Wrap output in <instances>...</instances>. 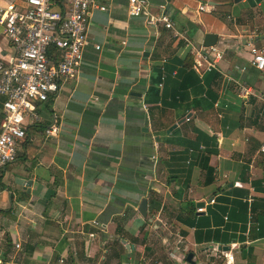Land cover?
Masks as SVG:
<instances>
[{
	"label": "crops",
	"instance_id": "0c3cea01",
	"mask_svg": "<svg viewBox=\"0 0 264 264\" xmlns=\"http://www.w3.org/2000/svg\"><path fill=\"white\" fill-rule=\"evenodd\" d=\"M148 1L191 44L129 16L128 0L91 11L77 78L39 104V122L25 126L0 176V264H264V69L253 61L264 47V0H233L225 16L213 0ZM205 33L220 51L211 70L191 47ZM10 55L0 25V62ZM243 84L253 93L240 96ZM53 116L60 131L45 137ZM209 137L217 152L205 182L195 156ZM253 221L263 235L251 240Z\"/></svg>",
	"mask_w": 264,
	"mask_h": 264
},
{
	"label": "built area",
	"instance_id": "2783aa9c",
	"mask_svg": "<svg viewBox=\"0 0 264 264\" xmlns=\"http://www.w3.org/2000/svg\"><path fill=\"white\" fill-rule=\"evenodd\" d=\"M95 8L104 11L106 5L103 0H12L0 5V25L11 48L8 61L0 62V96L3 97L0 176L16 159L18 144L26 136L25 126L39 122V104L57 96L63 83L77 78L88 43L89 18ZM127 13L134 18L141 17L153 27L161 25L169 29L173 37L191 44L175 28L163 5L160 11L153 12L148 0H128ZM191 47L205 63L206 70L216 68L220 51L215 46ZM253 61L257 68L264 69V47L253 51ZM251 93L249 86H239L240 96ZM262 98L264 101V95ZM59 131L58 118L53 116L43 134L55 137ZM261 150L264 152V145ZM221 253L227 261L232 260L231 254L223 250Z\"/></svg>",
	"mask_w": 264,
	"mask_h": 264
},
{
	"label": "trees",
	"instance_id": "16d2710c",
	"mask_svg": "<svg viewBox=\"0 0 264 264\" xmlns=\"http://www.w3.org/2000/svg\"><path fill=\"white\" fill-rule=\"evenodd\" d=\"M215 2V12L219 16H225L231 13L232 11V3L233 0H213ZM193 63L192 55L188 54L187 58L184 60V63L182 62V68L188 69L187 67H191ZM164 74V68H154L153 74H152V86L150 87L149 91V102L157 100L159 96V87L158 84L162 81V76ZM217 152L216 149V142L212 139V137H209V142L206 143V149L197 154L195 156V160L199 164L200 168L204 172V180L205 182H211L213 180V168L209 165V159L212 154H215ZM184 210L186 212V215L189 217L193 216L195 214V206L192 203H187L184 207ZM184 222L189 223L192 225L193 223L190 222L188 219H184ZM263 224L262 222H258L257 224L252 223L250 229H249V238L252 240L253 238H256L258 236L263 235ZM228 227V225H227ZM241 241L244 240L243 237L239 238ZM232 240H236L235 238H222L219 241L223 242H231ZM251 247H249L250 250Z\"/></svg>",
	"mask_w": 264,
	"mask_h": 264
},
{
	"label": "water",
	"instance_id": "95a60500",
	"mask_svg": "<svg viewBox=\"0 0 264 264\" xmlns=\"http://www.w3.org/2000/svg\"><path fill=\"white\" fill-rule=\"evenodd\" d=\"M235 2H238L240 0H234ZM211 4H214L211 2ZM217 42V35L214 34V33H205L204 34V37H203V41H202V46H205V47H208V46H214ZM176 125H173L169 128V131L172 130L173 128H175ZM205 205V202L203 201H199V202H196L195 203V206L197 208H202L203 206ZM141 212L143 213V215H145V212L143 209H141ZM126 245V248L129 249V245L128 244H125ZM218 248H222L224 250H229V246L228 245H225V246H219ZM193 257V253L192 252H188L187 255H186V261L187 262H190V263H193V261L191 260Z\"/></svg>",
	"mask_w": 264,
	"mask_h": 264
},
{
	"label": "rangeland",
	"instance_id": "374dc122",
	"mask_svg": "<svg viewBox=\"0 0 264 264\" xmlns=\"http://www.w3.org/2000/svg\"><path fill=\"white\" fill-rule=\"evenodd\" d=\"M3 172H4V171H3ZM3 172H2V173H3Z\"/></svg>",
	"mask_w": 264,
	"mask_h": 264
}]
</instances>
